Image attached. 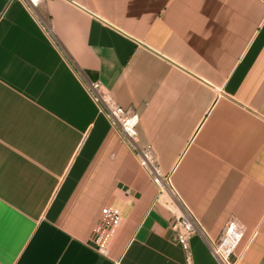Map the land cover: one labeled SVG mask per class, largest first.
<instances>
[{"label": "crops", "instance_id": "obj_1", "mask_svg": "<svg viewBox=\"0 0 264 264\" xmlns=\"http://www.w3.org/2000/svg\"><path fill=\"white\" fill-rule=\"evenodd\" d=\"M91 83L139 115L171 191ZM0 218V264H220L233 220V261L264 264V0H0Z\"/></svg>", "mask_w": 264, "mask_h": 264}, {"label": "built area", "instance_id": "obj_2", "mask_svg": "<svg viewBox=\"0 0 264 264\" xmlns=\"http://www.w3.org/2000/svg\"><path fill=\"white\" fill-rule=\"evenodd\" d=\"M24 1L32 9L37 8L41 2V0ZM88 88L102 111L137 150L139 166L148 172L160 192L171 191L170 179L164 176L152 146L148 145L144 149L138 148L139 115L117 105L108 94L103 92L101 83H91ZM174 232L176 243L187 253V259L190 261V240L195 235H204L202 226L192 213L185 211L174 225ZM243 236V227L237 221L233 220L227 224L218 241L211 245L212 253L220 264H236L233 256Z\"/></svg>", "mask_w": 264, "mask_h": 264}, {"label": "snow or ice", "instance_id": "obj_3", "mask_svg": "<svg viewBox=\"0 0 264 264\" xmlns=\"http://www.w3.org/2000/svg\"><path fill=\"white\" fill-rule=\"evenodd\" d=\"M3 241V221L2 218H0V245H2Z\"/></svg>", "mask_w": 264, "mask_h": 264}]
</instances>
